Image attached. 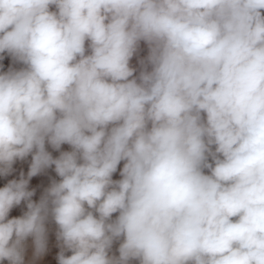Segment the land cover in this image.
Here are the masks:
<instances>
[{
	"label": "clouds",
	"instance_id": "obj_1",
	"mask_svg": "<svg viewBox=\"0 0 264 264\" xmlns=\"http://www.w3.org/2000/svg\"><path fill=\"white\" fill-rule=\"evenodd\" d=\"M5 53L0 264H264V0H0Z\"/></svg>",
	"mask_w": 264,
	"mask_h": 264
},
{
	"label": "crops",
	"instance_id": "obj_2",
	"mask_svg": "<svg viewBox=\"0 0 264 264\" xmlns=\"http://www.w3.org/2000/svg\"><path fill=\"white\" fill-rule=\"evenodd\" d=\"M51 9L53 11L56 10L55 6H52ZM86 46H87V43H86ZM147 54H148L147 45L144 42H141L138 52L133 56L132 60L130 61V65L137 69V71L134 75L139 74V70H140L139 60L146 58ZM9 59H10V64L12 67L20 66V64H18V63L14 64L11 57ZM50 150L55 152V154L53 155L54 158L59 156V153L57 152V150H53L52 148ZM63 151H71V147L67 144H64ZM25 161L27 162L28 159L22 160V161L19 160L21 166L24 162V168L23 169H19V168L17 170L14 169L13 172L16 173L17 177H20L21 171L24 172L25 176L27 175V172L29 169H27L25 167V165H26ZM122 167H123V162H121V164L118 166L117 172L113 174L114 180L120 179L119 170ZM207 171L208 170H205L206 174H207ZM13 172L7 177H0V187L5 186L7 184V182L9 180H11ZM38 176H42V179L40 181H34V183L29 185V190L35 189L34 201H38L40 196L43 194L44 190H40L43 187L42 185H45L48 187L51 184L52 180L59 181V179H60V177H58L54 171V166L52 168L47 169L45 172H43L42 174H39ZM24 211H26V207L22 202V204L20 206H17L11 210V212L9 214V218L20 216L23 214ZM46 227L48 229V243H47L46 253L41 258L33 260L34 250H32V249H34V246L32 243V238L29 237L27 239V241L25 242V264H58L57 256H58V253L60 252V247H59L58 241L56 240V225L54 223L50 222L46 225ZM119 243H120V241H119ZM116 250H118V249L112 248L110 255L118 256L119 253ZM66 255H71V253L66 252ZM2 264H7V261L2 262ZM131 264H138V262L132 261Z\"/></svg>",
	"mask_w": 264,
	"mask_h": 264
},
{
	"label": "rangeland",
	"instance_id": "obj_3",
	"mask_svg": "<svg viewBox=\"0 0 264 264\" xmlns=\"http://www.w3.org/2000/svg\"><path fill=\"white\" fill-rule=\"evenodd\" d=\"M52 7V6H51ZM52 10V9H51ZM46 148H47V150L49 151V152H51L52 153V155H54L55 154V152H53L52 150H50L51 149V146H49V145H47L46 144ZM63 149H64V145H62L61 146V149L59 150V151H57L58 153L60 152V151H63ZM28 159V161L26 162L25 161V167L27 168V169H29V166H30V163H31V155H29L25 160H27ZM21 161V160H20ZM17 163H19V166L17 165ZM23 169L24 168V162H23V164H22V166H21V164H20V162H19V160H17L15 163H14V165H13V169ZM42 174V173H41ZM11 179H19V177H17V175H16V173H14L13 172V175H12V178ZM42 179V176H37V177H33V178H31V180H30V182H29V185H31L32 183H34V181H40ZM43 187L40 189V190H44L45 188H47V186H45V185H42ZM34 197H35V195L33 196V200H34ZM33 248V247H32ZM32 250H34V249H32Z\"/></svg>",
	"mask_w": 264,
	"mask_h": 264
},
{
	"label": "built area",
	"instance_id": "obj_4",
	"mask_svg": "<svg viewBox=\"0 0 264 264\" xmlns=\"http://www.w3.org/2000/svg\"><path fill=\"white\" fill-rule=\"evenodd\" d=\"M4 59L3 60H0V65H3V68H0V71H7L10 67H12L11 66V64H10V56H8L6 53L4 54ZM20 67H22V65H20V66H16L15 68H20ZM17 165L19 166V163H17ZM117 214H114L113 215V218H115V216H116ZM118 246H119V241H116V242H114V244H113V247L112 248H116V249H118ZM116 251H118V250H116Z\"/></svg>",
	"mask_w": 264,
	"mask_h": 264
}]
</instances>
